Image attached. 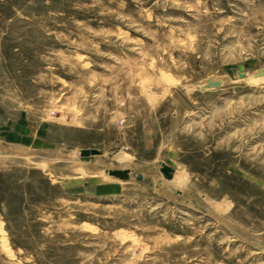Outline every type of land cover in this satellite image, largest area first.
Segmentation results:
<instances>
[{"label": "rangeland", "instance_id": "1", "mask_svg": "<svg viewBox=\"0 0 264 264\" xmlns=\"http://www.w3.org/2000/svg\"><path fill=\"white\" fill-rule=\"evenodd\" d=\"M260 71L264 0H0V264H264Z\"/></svg>", "mask_w": 264, "mask_h": 264}, {"label": "water", "instance_id": "2", "mask_svg": "<svg viewBox=\"0 0 264 264\" xmlns=\"http://www.w3.org/2000/svg\"><path fill=\"white\" fill-rule=\"evenodd\" d=\"M264 75V71H260L258 73H256L254 76L255 77H260ZM238 77L239 79H243L245 77L244 74L242 73H238ZM228 80L226 79H216V80H207L206 81V85L204 87L201 88L202 91H204L206 88H220L222 86H224L227 83ZM99 152L97 150H82L80 152L81 158H87L89 156H95L98 155ZM161 172L165 175V177L167 179H171V173L172 170L168 167H166L164 164H161ZM108 174L110 176L116 177L118 179L121 180H125L127 179V173L125 171H118V170H114V171H109ZM138 178H140V176H138Z\"/></svg>", "mask_w": 264, "mask_h": 264}, {"label": "bare ground", "instance_id": "3", "mask_svg": "<svg viewBox=\"0 0 264 264\" xmlns=\"http://www.w3.org/2000/svg\"><path fill=\"white\" fill-rule=\"evenodd\" d=\"M254 75L255 74L245 75V77H244L243 80L244 81H247V82H249V83H251L252 85H255V86L258 85V84H264V75L263 76H260V77H255ZM119 161H120L121 164H125L128 160H127L126 157L123 156V157H121L119 159ZM172 174L173 173H171V176H172ZM0 243H1V247H2L3 252L7 253L8 252V248L4 244V235H3V232H2V229L1 228H0Z\"/></svg>", "mask_w": 264, "mask_h": 264}]
</instances>
